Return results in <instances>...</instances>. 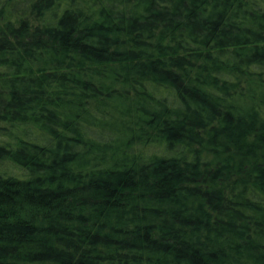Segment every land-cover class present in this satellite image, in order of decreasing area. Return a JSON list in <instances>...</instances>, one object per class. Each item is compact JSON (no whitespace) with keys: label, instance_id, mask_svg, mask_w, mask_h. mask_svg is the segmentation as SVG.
Segmentation results:
<instances>
[{"label":"trees","instance_id":"obj_1","mask_svg":"<svg viewBox=\"0 0 264 264\" xmlns=\"http://www.w3.org/2000/svg\"><path fill=\"white\" fill-rule=\"evenodd\" d=\"M0 264H264V0H0Z\"/></svg>","mask_w":264,"mask_h":264}]
</instances>
